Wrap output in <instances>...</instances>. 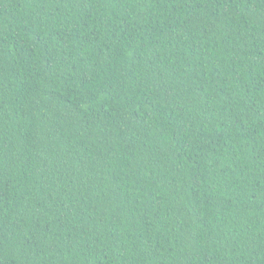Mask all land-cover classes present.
Segmentation results:
<instances>
[{"label":"trees","instance_id":"1","mask_svg":"<svg viewBox=\"0 0 264 264\" xmlns=\"http://www.w3.org/2000/svg\"><path fill=\"white\" fill-rule=\"evenodd\" d=\"M0 264H264V0H0Z\"/></svg>","mask_w":264,"mask_h":264}]
</instances>
